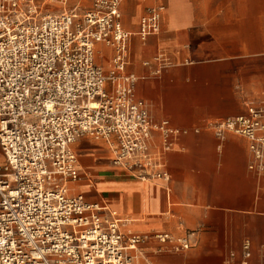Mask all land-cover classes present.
Returning <instances> with one entry per match:
<instances>
[{
	"label": "built area",
	"instance_id": "built-area-1",
	"mask_svg": "<svg viewBox=\"0 0 264 264\" xmlns=\"http://www.w3.org/2000/svg\"><path fill=\"white\" fill-rule=\"evenodd\" d=\"M81 1L0 0V264H153L143 250L151 239L162 245L157 254L195 247L192 233H132L109 205L90 203L71 187L83 178L73 148L81 140L104 142L113 166L132 179L169 183L154 137L166 153L189 133L155 121L136 97L124 0H92L89 9ZM165 11L163 4L147 10L141 40L160 33ZM99 45L113 51L107 70L96 63ZM157 60L158 75L169 63ZM263 116L249 107L247 116L206 125L220 141L247 138L250 169L260 175ZM251 247L244 240L241 264H249Z\"/></svg>",
	"mask_w": 264,
	"mask_h": 264
},
{
	"label": "crops",
	"instance_id": "crops-1",
	"mask_svg": "<svg viewBox=\"0 0 264 264\" xmlns=\"http://www.w3.org/2000/svg\"><path fill=\"white\" fill-rule=\"evenodd\" d=\"M81 2L91 7L92 0ZM161 4L160 33L141 40V18ZM121 12L132 34L127 73L138 78L136 97L155 121L189 133L175 137L166 153L154 137L169 183L132 179L113 166L104 142L81 140L73 148L83 178L71 187L90 203L109 205L132 233L193 234L195 247L180 254H157L162 245L151 239L143 250L153 264H241L246 239L249 264H264V174L250 169L247 138L220 141L206 127L247 116L249 107L264 111V0H124ZM112 56L97 46L99 66L107 70ZM160 56L169 66L157 75Z\"/></svg>",
	"mask_w": 264,
	"mask_h": 264
}]
</instances>
